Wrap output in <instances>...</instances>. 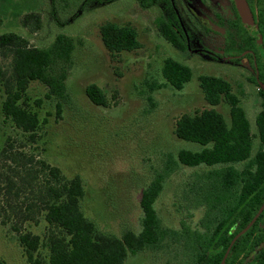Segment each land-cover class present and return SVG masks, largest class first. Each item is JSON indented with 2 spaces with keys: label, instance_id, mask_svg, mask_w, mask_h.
Instances as JSON below:
<instances>
[{
  "label": "rangeland",
  "instance_id": "374dc122",
  "mask_svg": "<svg viewBox=\"0 0 264 264\" xmlns=\"http://www.w3.org/2000/svg\"><path fill=\"white\" fill-rule=\"evenodd\" d=\"M172 1L187 35L185 51H179L158 31L157 20L164 21L169 16L163 3L143 9L137 0H71L67 4L57 0H0V34H19L35 47L49 45L58 34L75 42L65 80L70 100L61 105L58 120L56 100L44 99L46 88L42 84L30 82L26 90L29 109L39 120L46 121L40 132L42 139L33 152L59 168L65 177L81 178L85 191L81 210L101 233L120 237L125 230L141 232V191L163 172L168 159L175 162L174 170L166 177L154 203L162 226L175 231H181L182 226H200L204 208H189L185 198L195 176L210 168L177 163L179 150L196 152L202 147L177 139L173 135L175 121L183 114L211 108L229 120L224 102L212 107L204 100L200 76H216L230 83L255 136L252 155L258 146L253 112L255 89L244 86L237 69H228L222 60H209V16L217 8L214 1ZM28 13L41 17V28L33 34L20 25ZM107 22L134 28L140 47L110 55L99 34L100 26ZM217 44L221 48L220 40ZM168 58L191 70V80L179 91L162 77L163 62ZM90 84L101 89L107 107L95 106L87 99L84 90ZM153 86L158 87L149 91ZM3 99L0 87V148L7 136L18 135L12 124L3 120ZM36 100H42L39 107L34 105ZM46 230L43 220L38 225H25V231L42 239ZM177 249L178 245L170 244L157 251L129 255L124 264H177L187 258L180 257ZM39 254L41 263L47 264L46 249ZM0 260L29 264L15 234L2 226Z\"/></svg>",
  "mask_w": 264,
  "mask_h": 264
},
{
  "label": "trees",
  "instance_id": "16d2710c",
  "mask_svg": "<svg viewBox=\"0 0 264 264\" xmlns=\"http://www.w3.org/2000/svg\"><path fill=\"white\" fill-rule=\"evenodd\" d=\"M57 1L67 4L71 0ZM137 2L143 9L163 3L169 16L164 21L157 20L158 31L179 51H185V34L178 25L171 0ZM20 25L33 34L41 28V17L28 13L22 17ZM99 34L110 55L140 47L136 30L130 26L107 22L100 26ZM74 49V40L64 34L56 35L45 47L32 46L16 33L0 34V87L4 95L1 113L4 122H10L18 132L16 137L7 136L0 148V226L8 227L15 234L29 264H42L38 259L41 249L48 252L47 264H124L129 255L157 251L170 244L179 246L180 257L192 259L190 254L196 252L194 258H209L205 255L209 249L207 232L212 225L209 219L216 221L220 219L219 212L230 210L228 205L224 206L228 196V204L231 201L238 204L243 196L241 201H245L254 185L248 182L240 185L238 179H255V173H251L254 164L259 166V171L264 169V154L259 151L252 155L255 136L238 98L231 92V85L220 77H199L204 100L212 107L224 102L229 120L214 108L204 109L193 115H181L173 129L177 139L202 147L196 152L179 150L175 158L177 163L191 168H210L195 176L185 198L189 208H204L199 227L206 231H194L185 226L175 231L162 226L154 203L166 177L174 170L175 162L168 159L163 172L141 191V232L135 234L125 230L116 237L99 232L84 216L81 201L85 191L81 178L77 175L65 177L59 168L33 152L42 139L40 132L46 121L39 120L29 109L26 90L30 82L42 84L46 88L44 99L56 100L58 120L61 105L70 100L65 80ZM162 77L179 91L191 80L192 74L189 67L168 58L163 62ZM157 87H149V91ZM84 93L91 104L107 107V100L96 85L86 86ZM41 103L42 100H36L34 105L39 107ZM255 126L257 137L264 144V110L255 118ZM237 163H247L245 172L240 174L231 166ZM40 220L47 225L44 239L25 231L26 223L38 225ZM0 264L6 263L0 260Z\"/></svg>",
  "mask_w": 264,
  "mask_h": 264
},
{
  "label": "flooded vegetation",
  "instance_id": "af4514ba",
  "mask_svg": "<svg viewBox=\"0 0 264 264\" xmlns=\"http://www.w3.org/2000/svg\"><path fill=\"white\" fill-rule=\"evenodd\" d=\"M212 1L217 8L209 16L212 27V30L209 29V60H222L228 69H237L244 86L255 89L253 112L256 118L264 110V0H244L251 19L248 27L239 14L235 0ZM178 25L185 34L187 45V35L179 21ZM219 40L221 48L216 47ZM255 130L258 146L253 155L259 151L264 154V144L257 137L256 126ZM231 166L241 174L245 172L247 163ZM253 168L255 170L251 173H255V179L240 178L237 181L240 185L247 182L254 185L246 200L241 201L243 196L238 204L234 201L228 204V196L224 206L227 208L228 205L230 210L219 212L220 219L216 221L209 219L212 225L207 232L209 249L205 252L209 258H194L197 253L193 252L190 254L192 259L186 258L177 264H264V169L259 171L257 164ZM197 229L206 231L202 227L192 230Z\"/></svg>",
  "mask_w": 264,
  "mask_h": 264
},
{
  "label": "water",
  "instance_id": "95a60500",
  "mask_svg": "<svg viewBox=\"0 0 264 264\" xmlns=\"http://www.w3.org/2000/svg\"><path fill=\"white\" fill-rule=\"evenodd\" d=\"M236 7L239 11V14L245 23V25L248 27L251 24V19L248 15L247 9L244 4V0H235Z\"/></svg>",
  "mask_w": 264,
  "mask_h": 264
}]
</instances>
